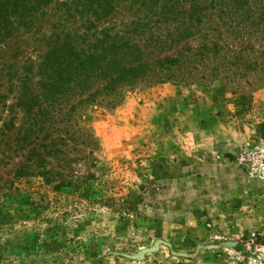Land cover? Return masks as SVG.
Masks as SVG:
<instances>
[{"label":"rangeland","instance_id":"obj_1","mask_svg":"<svg viewBox=\"0 0 264 264\" xmlns=\"http://www.w3.org/2000/svg\"><path fill=\"white\" fill-rule=\"evenodd\" d=\"M72 1L0 42V264H264V22L228 16L264 0L209 4L201 32L148 60L181 65L156 66L115 107L69 118L71 99L29 141L18 79ZM151 21L168 38L184 19Z\"/></svg>","mask_w":264,"mask_h":264},{"label":"trees","instance_id":"obj_2","mask_svg":"<svg viewBox=\"0 0 264 264\" xmlns=\"http://www.w3.org/2000/svg\"><path fill=\"white\" fill-rule=\"evenodd\" d=\"M215 1L226 6L229 0H73L70 7L64 3V10L59 11L60 23L51 28L49 35L42 34L36 39V48L42 46L44 52L35 60H29L24 68L26 76L18 79L21 85L25 81V89L20 91L17 102L24 106L28 118L27 139L30 141L34 136L32 131L38 124L52 119L56 107L69 104L71 99L76 103L71 105L69 118L83 107H115L125 88L148 80L155 75L157 67L163 71L181 65L179 58L155 63L148 60L158 46L164 51L170 37L173 42L175 37L179 40L182 36L189 38L201 32L208 5ZM231 1L244 7L248 2ZM52 2L54 0H0V42L21 27L31 32V20L41 11V6ZM181 2H186L188 9H177L176 5ZM121 5L124 8L117 12ZM257 8L258 15L238 6L228 16L238 24L262 23L264 3ZM123 9L134 18L131 22L99 27L114 15L122 14ZM164 16L184 19L177 25L176 35L171 33L168 38H162L161 25L151 21L154 17L163 19ZM74 18H78L80 23L75 24L79 27L67 26ZM212 46L218 50L216 44ZM151 48L154 49L150 52ZM206 50L208 47L203 46L198 55H204L202 52ZM17 73L16 70L14 76ZM32 87L38 92H33ZM34 109H37L36 113Z\"/></svg>","mask_w":264,"mask_h":264}]
</instances>
